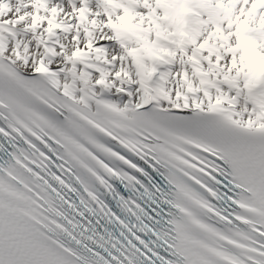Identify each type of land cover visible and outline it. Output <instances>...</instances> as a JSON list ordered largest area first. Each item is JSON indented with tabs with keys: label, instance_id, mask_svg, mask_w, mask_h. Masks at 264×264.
<instances>
[{
	"label": "snow or ice",
	"instance_id": "obj_1",
	"mask_svg": "<svg viewBox=\"0 0 264 264\" xmlns=\"http://www.w3.org/2000/svg\"><path fill=\"white\" fill-rule=\"evenodd\" d=\"M0 264H264V0H0Z\"/></svg>",
	"mask_w": 264,
	"mask_h": 264
}]
</instances>
